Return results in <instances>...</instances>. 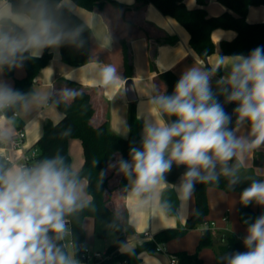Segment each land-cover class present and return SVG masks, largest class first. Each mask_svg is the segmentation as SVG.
Here are the masks:
<instances>
[{
	"label": "crops",
	"instance_id": "obj_1",
	"mask_svg": "<svg viewBox=\"0 0 264 264\" xmlns=\"http://www.w3.org/2000/svg\"><path fill=\"white\" fill-rule=\"evenodd\" d=\"M116 1L122 3L125 7H118L109 3L103 11L88 10L76 4L73 0L62 1L63 5L91 28L93 35L90 46V60L79 67L71 66L62 59L60 44L49 47L48 50L52 54V58L34 80L35 95L17 111L18 116L16 118L23 122L24 130H26L24 151L35 148L36 142L42 135L46 120L57 122L62 118V112L52 103L51 99L57 95H64L67 101H71L78 89H86L92 95L95 109L92 117L93 124L98 125L107 121L112 132L124 138L130 137L129 110L131 101L126 93L127 80L123 78L121 72V47L115 36H129L130 38V53L135 67L134 76L130 81L136 93V99L133 101L136 114L142 123L139 132L142 140H144L146 127L156 126L158 120H163L166 125H171L167 113L159 110L158 105L155 103L159 97L163 96L166 89V83L158 77L159 71L172 70L181 78L186 72L195 68L208 76L209 87L216 94L223 96L231 94L232 88L228 80L231 76L232 67L237 62L236 58L242 55L222 56L220 43L223 40L234 39L236 31L225 28L214 29L212 39L216 46L215 52L204 58L191 47L188 30L176 19L164 15L153 4L148 3L141 9H136L138 0ZM185 3L189 8L198 7L197 0H185ZM206 5L205 7L211 17L225 12L237 15L236 12L218 0H209ZM0 9L15 14L22 13L12 10L11 0H0ZM246 19L250 23L264 21V5H251L248 8ZM128 20L134 21L133 33L130 32L127 25ZM145 27L150 28L151 37H147L145 34ZM155 29L158 32H153ZM160 35L171 37L174 40L156 43L155 38ZM43 52L44 49L40 51L38 56L42 55ZM109 65L116 69L117 80L113 84L102 86L99 83L101 80L100 73L104 67ZM219 65L222 72L217 74L216 68ZM25 75L24 65L21 63L16 64L14 69L15 78H23ZM68 81H74L77 85L69 84ZM0 85H6L12 89L14 86V78L6 77L1 65ZM238 107L239 105L236 108ZM3 116L7 117L4 114ZM234 118L235 125L232 133L236 139L244 144V147L238 149L237 154L227 162L229 175L263 177L264 143L259 147L248 149L247 143L255 139L251 134V122L247 119L241 121L236 111L234 112ZM69 148L72 169L77 173L84 164L81 139L71 138ZM19 153L8 150L6 137L0 132V158L4 154H11L14 158H17ZM121 157V153H116L108 164L109 182L105 190V199L107 205L113 208L126 222V239L118 249L119 253L125 255L134 251L142 243L149 241L144 236L146 232L155 235L163 229H172V227L179 224H184L194 211L195 197L193 191H191L186 199L183 198L184 176H181L174 183H169L163 179V187L158 186L151 192L142 193L139 197L133 196L132 189L136 176L134 172L126 174L121 170ZM128 163L131 164L132 161ZM18 167L19 160L9 165L7 171ZM200 171L206 173L202 169ZM214 174L225 175L223 166L219 162L216 163ZM77 185L81 193L79 201L90 200L91 195L87 191V180L81 179ZM168 188H173L178 196L179 204L176 215L168 214L161 202L162 193ZM207 196V203L209 204V213L205 222L207 225L201 224L189 230L186 235L161 244L159 249L153 253L141 252L137 256V261L132 264H171V258L175 252L194 253L202 232L207 227L215 232H232L244 242L249 235V227L244 226L240 221L239 193L236 191L225 192L216 187H208ZM253 208L260 210L264 208V204L256 202ZM83 227L86 243L88 234L94 233L93 217H90V215L85 217ZM49 238L51 239L50 236ZM51 241L54 243L52 239ZM110 245H106L102 251L107 250ZM68 253L71 256V248H68ZM200 257L203 264H218L216 250L213 247L203 248L200 251Z\"/></svg>",
	"mask_w": 264,
	"mask_h": 264
},
{
	"label": "clouds",
	"instance_id": "obj_2",
	"mask_svg": "<svg viewBox=\"0 0 264 264\" xmlns=\"http://www.w3.org/2000/svg\"><path fill=\"white\" fill-rule=\"evenodd\" d=\"M6 21L22 31L6 29ZM69 36L42 4L27 13L0 9V65L14 64L29 51L38 56L45 47L59 45ZM236 61L228 80L232 88L228 100L239 102L235 111L241 121L251 122L255 139L247 148L252 149L264 143V48L257 47L250 56H238ZM100 76L102 86L117 80L116 69L110 65ZM21 101H25L23 93L0 85V111ZM155 103L159 110L176 116L177 122L166 125L158 120L156 126H147L143 150L133 148L132 163L121 162L122 171L135 173L133 196L163 187L164 174L173 162L188 168L182 185L185 199L195 180L216 179L217 162L224 174H229L227 162L244 144L227 129L230 117L214 99L205 73L189 70L176 83L173 95L161 96ZM3 119L0 116V122ZM62 164L59 158L47 159L31 169L15 168L0 174V264H73L48 236L52 231L57 239L62 238L64 216L81 206L77 182ZM201 169L207 175L202 176ZM253 200L264 204V183L254 182L242 192V203ZM248 232L244 243L250 250L235 254L229 264H264V216Z\"/></svg>",
	"mask_w": 264,
	"mask_h": 264
},
{
	"label": "trees",
	"instance_id": "obj_3",
	"mask_svg": "<svg viewBox=\"0 0 264 264\" xmlns=\"http://www.w3.org/2000/svg\"><path fill=\"white\" fill-rule=\"evenodd\" d=\"M63 0H11V7L14 12L27 13L42 4L45 6L55 20L60 30L70 34L60 44L62 59L71 66L79 67L89 62L92 31L90 26L80 17L74 14L69 8L62 4ZM76 4L88 10L103 11L109 3L118 7H125L116 0H73ZM209 0H197L198 7L189 8L185 0H138L136 9H141L144 5L151 3L156 6L164 15L170 16L183 25L190 34V45L201 57L207 58L215 52L216 46L212 39V31L216 28L232 29L236 31V36L232 40H223L220 43L221 55H242L250 56L257 47L264 48V21L250 23L246 19L248 8L251 5H264V0H218L229 9L237 13L234 15L225 12L218 16H210L205 6ZM127 25L133 33L135 26L133 20H128ZM6 29L14 28L16 32L22 31L19 27L12 25L10 21L4 22ZM147 37H151L150 28L144 29ZM153 32H158L157 29ZM115 36V35H114ZM120 44L122 54V76L131 80L135 73V67L131 55L130 38L115 36ZM168 36H157L156 43L173 41ZM44 48L40 56H32L30 52H25L22 57H18L14 64L1 65L6 77L14 78L13 90H18L25 96V101L18 102L3 110L7 117L13 118L17 112L30 98L35 95L33 83L41 69L48 64L52 54ZM154 61V60H152ZM24 65L26 75L23 78H15V65ZM221 66H217L216 73L220 74ZM158 77L166 83L165 95H173L175 85L180 79L177 73L172 70L158 72ZM69 84L77 85L74 81ZM211 89V88H210ZM214 99L220 103L224 112L230 117L227 129L233 130L235 125L234 112L239 105L237 101H229L228 96L218 95L211 89ZM52 103L62 112V118L54 122L46 120L43 125L42 135L35 144L38 154L33 160V167L44 160L59 158L62 166L65 167L72 178L78 183L81 179L87 180V191L91 195L88 201H78L81 205L75 211L64 216L67 220V228L70 231V238L73 240V252L78 256L85 247V230L83 220L85 217H93L94 233L99 238H105L109 230L116 232L115 241L107 248L108 252H114V258L102 262L101 264H114L119 259H127L130 264L137 261V256L143 252H155L160 245L172 239L182 237L186 233L206 222L209 213L207 189L216 187L225 192L236 191L239 193V217L244 226L250 227L256 220L264 216V208L255 210L253 205L255 200L247 205L242 203V192L251 186L252 183H264L263 177L255 176H235L216 175V179L201 181L195 180L192 190L195 197V208L192 215L184 224L176 227L166 228L154 235V239L139 245L129 254L119 253V247L126 239V222L116 211L107 205L105 190L108 187L109 175L107 167L116 153H121V161H132L131 150L133 148L143 150V140L140 137L142 123L136 114L134 101H131L129 110L130 137L124 138L110 130L108 122L104 121L98 125L92 123L94 116V104L91 93L86 89H78L71 101H67L64 95H57L51 99ZM170 124L177 122V117L167 114ZM17 126H23V122L18 118H13ZM79 138L82 141L84 164L79 172L72 169V158L69 153V141L71 138ZM8 166L0 159V174L6 172ZM188 168L186 165L172 163L170 171L164 174L165 180L169 183L176 182L181 176L185 177ZM207 175V173H201ZM235 180V183L232 181ZM178 196L173 188H168L162 193L161 202L165 210L170 215H176L178 209ZM48 235L56 241L57 247L68 256V250L63 246V238L57 239V234L50 231ZM206 247H213L216 250L218 264H229L230 259L237 253L248 251L245 243L236 234L228 231L215 232L210 228H204L200 237L197 249L194 253L186 251L175 252L173 257L178 264H203L200 251Z\"/></svg>",
	"mask_w": 264,
	"mask_h": 264
},
{
	"label": "built area",
	"instance_id": "obj_4",
	"mask_svg": "<svg viewBox=\"0 0 264 264\" xmlns=\"http://www.w3.org/2000/svg\"><path fill=\"white\" fill-rule=\"evenodd\" d=\"M5 113H3V110L0 111V116L4 117V120L2 123H0V132L4 134L7 140L8 144V150L10 152H20L17 158H14L11 154H4L1 156V160L5 162V164L9 167V165H12L16 163L17 160H19V167L22 169H31L33 168V160L35 156L38 154V149L33 148L30 151H24V141L26 137V130H24L23 126H17L13 122V118L18 116L17 112H14L13 118L5 117L3 116ZM65 221V231L62 235L63 238V246L65 248H71L72 254L70 257L73 261V264H101L104 261L111 260L114 258V252H108L107 250L101 251V250H92L87 247H84L83 251L78 255L75 256L73 252V240L70 238V231L67 228V220ZM207 225V223H204ZM146 238L149 240L154 239V235L151 233L146 232L144 234ZM54 241V240H53ZM54 244L57 247L56 241H54ZM250 249H248L249 251ZM178 261L175 257L171 258V264H177ZM114 264H130L127 259H119Z\"/></svg>",
	"mask_w": 264,
	"mask_h": 264
},
{
	"label": "rangeland",
	"instance_id": "obj_5",
	"mask_svg": "<svg viewBox=\"0 0 264 264\" xmlns=\"http://www.w3.org/2000/svg\"><path fill=\"white\" fill-rule=\"evenodd\" d=\"M49 236V235H48ZM115 239L114 230H110L106 238H99L94 233H89L87 237V242L85 243V247L92 250H103L106 245H110L113 243Z\"/></svg>",
	"mask_w": 264,
	"mask_h": 264
},
{
	"label": "water",
	"instance_id": "obj_6",
	"mask_svg": "<svg viewBox=\"0 0 264 264\" xmlns=\"http://www.w3.org/2000/svg\"><path fill=\"white\" fill-rule=\"evenodd\" d=\"M126 93H127V97L130 101H133L136 99V93L134 90V87L132 85V82L130 80H128V82L126 81Z\"/></svg>",
	"mask_w": 264,
	"mask_h": 264
}]
</instances>
